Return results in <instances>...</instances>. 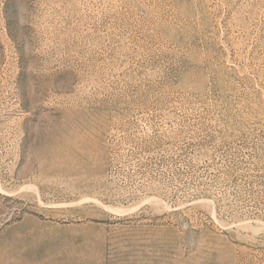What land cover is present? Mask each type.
Returning a JSON list of instances; mask_svg holds the SVG:
<instances>
[{"label":"rangeland","instance_id":"rangeland-1","mask_svg":"<svg viewBox=\"0 0 264 264\" xmlns=\"http://www.w3.org/2000/svg\"><path fill=\"white\" fill-rule=\"evenodd\" d=\"M0 264H264V0H0Z\"/></svg>","mask_w":264,"mask_h":264}]
</instances>
